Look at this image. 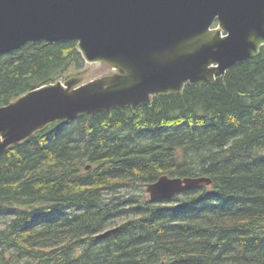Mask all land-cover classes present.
Returning <instances> with one entry per match:
<instances>
[{
  "label": "trees",
  "instance_id": "obj_1",
  "mask_svg": "<svg viewBox=\"0 0 264 264\" xmlns=\"http://www.w3.org/2000/svg\"><path fill=\"white\" fill-rule=\"evenodd\" d=\"M76 44L0 54V106L81 67ZM161 175L211 183L152 201L143 187ZM0 216V264H264V46L208 84L1 150Z\"/></svg>",
  "mask_w": 264,
  "mask_h": 264
},
{
  "label": "water",
  "instance_id": "obj_2",
  "mask_svg": "<svg viewBox=\"0 0 264 264\" xmlns=\"http://www.w3.org/2000/svg\"><path fill=\"white\" fill-rule=\"evenodd\" d=\"M63 39L77 42L84 62L121 71L120 82L69 89L58 81L0 106V151L56 120L135 109L186 84L215 81L264 46V0H0V54ZM210 183L161 175L145 190L152 201L166 200Z\"/></svg>",
  "mask_w": 264,
  "mask_h": 264
},
{
  "label": "rangeland",
  "instance_id": "obj_3",
  "mask_svg": "<svg viewBox=\"0 0 264 264\" xmlns=\"http://www.w3.org/2000/svg\"><path fill=\"white\" fill-rule=\"evenodd\" d=\"M122 72L115 69L107 63H86L79 67L78 69H72L67 78L62 80L64 84L69 85V89H73L85 84L92 82H104L106 86L115 85L120 82L122 77ZM144 192L147 196L148 193L143 187ZM10 218L5 216H0V228L6 227ZM11 251L4 252L5 255L11 254ZM24 260L23 258L17 257L15 261L10 262L11 264H21L20 261Z\"/></svg>",
  "mask_w": 264,
  "mask_h": 264
}]
</instances>
